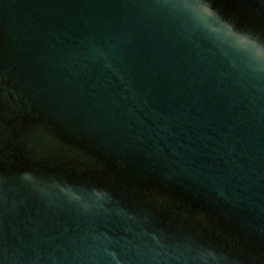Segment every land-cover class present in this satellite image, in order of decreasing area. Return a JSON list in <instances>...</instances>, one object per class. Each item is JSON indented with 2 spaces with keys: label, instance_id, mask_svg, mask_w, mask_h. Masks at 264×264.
Here are the masks:
<instances>
[{
  "label": "water",
  "instance_id": "95a60500",
  "mask_svg": "<svg viewBox=\"0 0 264 264\" xmlns=\"http://www.w3.org/2000/svg\"><path fill=\"white\" fill-rule=\"evenodd\" d=\"M0 264H264V0H0Z\"/></svg>",
  "mask_w": 264,
  "mask_h": 264
}]
</instances>
